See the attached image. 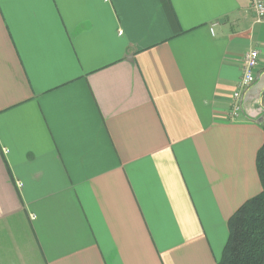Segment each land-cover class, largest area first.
I'll return each mask as SVG.
<instances>
[{
	"label": "crops",
	"instance_id": "0c3cea01",
	"mask_svg": "<svg viewBox=\"0 0 264 264\" xmlns=\"http://www.w3.org/2000/svg\"><path fill=\"white\" fill-rule=\"evenodd\" d=\"M261 117L251 0H0V264H217Z\"/></svg>",
	"mask_w": 264,
	"mask_h": 264
},
{
	"label": "trees",
	"instance_id": "16d2710c",
	"mask_svg": "<svg viewBox=\"0 0 264 264\" xmlns=\"http://www.w3.org/2000/svg\"><path fill=\"white\" fill-rule=\"evenodd\" d=\"M257 169L262 190L229 219V237L217 264H264V143L257 154Z\"/></svg>",
	"mask_w": 264,
	"mask_h": 264
},
{
	"label": "built area",
	"instance_id": "2783aa9c",
	"mask_svg": "<svg viewBox=\"0 0 264 264\" xmlns=\"http://www.w3.org/2000/svg\"><path fill=\"white\" fill-rule=\"evenodd\" d=\"M251 6L255 11L258 21L264 20V0H251ZM259 64V51L251 50L244 55L243 76L234 91V102L230 110V116L236 118L243 114L244 97L246 92L256 81V68Z\"/></svg>",
	"mask_w": 264,
	"mask_h": 264
},
{
	"label": "water",
	"instance_id": "95a60500",
	"mask_svg": "<svg viewBox=\"0 0 264 264\" xmlns=\"http://www.w3.org/2000/svg\"><path fill=\"white\" fill-rule=\"evenodd\" d=\"M247 94H248V93H247ZM247 94H246V97H245V100H246V101H247V96H248ZM263 121H264V117H261V118H260V122H263Z\"/></svg>",
	"mask_w": 264,
	"mask_h": 264
}]
</instances>
